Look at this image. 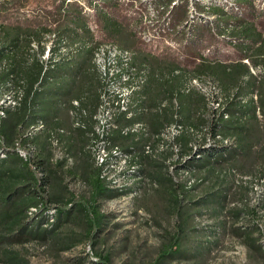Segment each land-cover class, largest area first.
Masks as SVG:
<instances>
[{
  "label": "trees",
  "instance_id": "trees-1",
  "mask_svg": "<svg viewBox=\"0 0 264 264\" xmlns=\"http://www.w3.org/2000/svg\"><path fill=\"white\" fill-rule=\"evenodd\" d=\"M30 1L0 0V152H6L5 157L0 156L1 264H33L14 246L57 236L73 214L87 219V234L94 244L106 216L100 210V199L136 192V183L122 190L111 186L96 164L88 171L90 160L95 163L91 152L94 115L103 91L94 53L105 40L129 49L133 65L145 76L132 94L129 111L118 110L116 114V127L108 135L113 145L139 165V156L149 155L146 145H152L153 138L161 139L169 125L181 123L184 129L169 142L177 158L170 164L175 170L204 169L202 179L213 174L228 183L230 177L241 173L240 178H250L254 190L261 183L264 12L254 9L252 0H233L237 10L217 0H195L213 16L204 20L199 12H188L194 0H178L172 7L175 0H153L155 7L168 9L161 24L178 43L175 47L167 45L157 55L147 49L120 12L121 0H93V17L77 0H52L51 8L38 0L33 10ZM249 3V10H244V4ZM193 78L218 84L217 107L211 96L192 86ZM40 122L44 128L28 135V130ZM139 122L147 130L125 131ZM53 137L59 138L63 158H55ZM75 137L87 157L85 169L92 186L89 198L73 193L60 170L65 159L72 161L63 143ZM225 138L232 143H224ZM17 144L30 151L27 159L19 154ZM173 144L179 146L177 153ZM71 147L68 144L66 148ZM65 169L78 176L76 168ZM172 181L175 231L149 264H183L178 259L187 260L196 253L184 251L187 206L206 203L214 194L211 200L221 212L226 211L231 184L193 200L190 185ZM34 207L37 210L31 213ZM252 213L257 214V210ZM254 228L260 231L258 224L244 230L250 245ZM74 245L72 241L64 248ZM91 261L110 264L108 256Z\"/></svg>",
  "mask_w": 264,
  "mask_h": 264
},
{
  "label": "rangeland",
  "instance_id": "rangeland-1",
  "mask_svg": "<svg viewBox=\"0 0 264 264\" xmlns=\"http://www.w3.org/2000/svg\"><path fill=\"white\" fill-rule=\"evenodd\" d=\"M37 1H30L29 6L32 10L36 7ZM77 1L83 6L84 3L86 4L85 11L90 7L92 10L90 15L94 16L96 9L89 4L88 0ZM224 1L225 3L233 2V0ZM43 3H48L49 8L52 7V0H44ZM121 3L123 4L120 12L127 16L137 36L150 52L157 55L161 54L167 45L177 46L178 43L173 39L172 34L162 33L163 36L156 37L152 34L159 26L158 23H161L163 16L167 14V8L154 7L151 0H143L142 4L139 0H121ZM252 3L254 9L264 12V0H252ZM199 5L195 0L189 5L190 15L199 12L203 20L213 18ZM250 5L251 3L244 4V10H249ZM88 11L89 9L86 12ZM93 28L97 30V24L93 23ZM150 36L155 38L147 40ZM102 42H108V40ZM226 50L229 51L230 48ZM193 84L211 96L209 99L212 102L219 97L217 93L220 90L214 80L198 81ZM7 98H10V95H7ZM213 104L218 106L216 101ZM115 111H111L114 117L117 114ZM170 141L173 139L167 134L161 139L153 138L151 145L153 153L148 156L140 155L137 159L139 165L133 160L130 161L131 158L124 163L118 164L115 161L111 163L114 167L111 166L113 171L111 170L109 177L117 178L119 183L121 176H124L126 181L131 182L129 183L131 186L128 184L125 187H133L136 183V192H130L128 195L121 193L112 198L100 199V210L106 216L94 244H91L87 234V219L83 215L73 214L57 236L44 241L17 244L14 247L21 250L33 264H92L91 259L96 260L99 256H108L110 264H149L175 231L176 215L170 202L173 179L190 185L189 197L193 200L208 192L220 191L221 188L231 184L226 211L221 212L218 205L211 200L214 194L206 203L201 202L186 207L188 227L184 238V251L194 250L196 253L187 260L178 259L179 261L183 264H264V189L255 187L254 190L251 187L250 178L247 180L240 178L241 173L230 177L228 183L223 180L224 177L220 178L213 174L207 179H202L206 176L204 169H197L194 172L175 170L170 165L173 159H177L172 155ZM68 144L72 146L70 150L66 148ZM80 145L81 142L76 137L65 140L63 147L68 156L72 157V161L65 159L64 168L61 167L60 170L73 193L89 198L92 186L85 169L87 157ZM176 148L179 151V146L173 144L175 153L178 152ZM136 153L139 154L137 151ZM45 154L43 150L42 155ZM90 162L88 171L95 165L91 160ZM68 167L76 168L78 176L66 172L65 168ZM133 167L134 171L131 172L129 169ZM108 169L110 170V164ZM121 172L123 174L120 175ZM127 175L132 176L128 178ZM253 210H257V214H253ZM238 212L241 214L235 215ZM52 220L50 216V221ZM256 224L259 225L260 231L256 228L251 230L254 242L250 245L244 230ZM259 238L262 244L258 243ZM72 241L75 242L73 247L64 248L65 244Z\"/></svg>",
  "mask_w": 264,
  "mask_h": 264
},
{
  "label": "bare ground",
  "instance_id": "bare-ground-1",
  "mask_svg": "<svg viewBox=\"0 0 264 264\" xmlns=\"http://www.w3.org/2000/svg\"><path fill=\"white\" fill-rule=\"evenodd\" d=\"M144 1H148V0H144ZM151 1L153 3V0H151ZM217 1L219 3L224 2V4L226 5L227 8L234 7L236 10L238 9L237 5H235L234 2L225 3L224 0L223 1L217 0ZM141 2H143V0H140V3ZM176 2H178V0L173 1L172 4H170L171 7L174 4H176ZM153 5H154V3L152 4V6ZM84 6H86L85 3H84ZM88 7H86V8H88ZM88 9H89L88 13H90L92 10L90 7ZM166 13L167 14L165 15V17L163 16L162 21H160L161 23L168 16L169 11ZM161 23H158L159 26H157V28L154 30L155 32L152 33L155 37L159 36V35L163 36L162 33H167L166 28H164V26H162ZM154 36H153V38H152V36H150L149 38H147V40L148 39H154L155 38ZM49 46L50 45L48 44V48L46 50L45 56H47L49 53ZM132 58H133V53L129 49L123 48V47H121V46H119L113 42H110V41L100 43L97 46L95 53H94V62H95L96 66L99 70V73H100L101 82L103 83V91L101 94V103L99 104V108H98L96 114L94 115V118H95L94 119L95 120L94 134L95 135L93 136V141L91 144V152L93 154L95 164L102 169V171H101L102 176L107 178V180L110 182L109 184H111V186L117 187V188L118 187L126 188L125 186L131 182H129L130 180L126 181L127 179H125L124 176H121L119 183H117V180H118L117 178L109 177V173L111 172L112 168L114 167V165L111 163L114 161L117 162L118 164L121 162L124 163L127 161L128 158L130 159L131 157L129 154L123 153L121 148L118 145H113L111 143V141L109 140V136H108L109 133L112 132L111 130L114 127H116V124H115L116 121H114L115 117H114L113 112H111V111H113V110H116L117 112H118V110L125 111V112L129 111L128 109H129V106L131 104L132 94L136 89L140 88V84L144 81V77H145V76L143 77L141 74L142 72L140 73V70L138 71V69L133 65ZM198 81H199V79L193 78L192 86H194L193 82L196 83ZM13 103H15V101H13ZM74 103L78 104L77 101H75ZM174 103L176 104V102H174ZM81 123L82 122H76L75 124L77 126H83ZM180 124L181 123H175V124L169 125L166 128L165 133L162 134V136L167 134L168 137H172V139H174V136L177 135L180 131H182L184 129L183 128L181 130L182 126ZM43 128H44V124H43V122H40V123L32 126L28 130L27 134L33 135ZM130 129L132 131L147 130L145 125L141 122L136 123L134 126H132V128H126L125 131L127 132ZM54 137H53V144H54V146H56L55 151H54L55 152V158L56 159L63 158V153H62L61 149L59 148V144H58L59 138L57 139ZM223 141L226 144L232 143V140L230 138H225V139H223ZM20 145L17 144V150L22 157L27 159L29 157L30 151L28 152V150L26 148H24ZM60 146H61V144H60ZM176 151H178V149ZM146 152L149 154L152 153L151 144L146 145ZM0 156L1 157L6 156L5 150L0 152ZM130 161H132V159ZM109 164H110V170L108 169ZM111 166H112V168H111ZM137 169H138V167H137ZM129 170H131V172H133L134 167L132 169H129ZM135 170H136V168H135ZM121 174H123V173L121 172L120 175ZM130 176H132V175H130ZM130 176L127 175L128 178ZM258 183H260V182H258ZM259 185H261V187H259ZM255 187L260 188V189L261 188L264 189V179H262L261 183L256 185ZM122 188H121V190H122ZM36 210L37 209L34 207V208H31L30 212L32 213L33 211H36Z\"/></svg>",
  "mask_w": 264,
  "mask_h": 264
},
{
  "label": "crops",
  "instance_id": "crops-1",
  "mask_svg": "<svg viewBox=\"0 0 264 264\" xmlns=\"http://www.w3.org/2000/svg\"><path fill=\"white\" fill-rule=\"evenodd\" d=\"M89 1V4L91 5V6H93L94 7V9H95V3H94V1L93 0H88ZM95 13V12H94Z\"/></svg>",
  "mask_w": 264,
  "mask_h": 264
},
{
  "label": "built area",
  "instance_id": "built-area-1",
  "mask_svg": "<svg viewBox=\"0 0 264 264\" xmlns=\"http://www.w3.org/2000/svg\"><path fill=\"white\" fill-rule=\"evenodd\" d=\"M93 26V25H92Z\"/></svg>",
  "mask_w": 264,
  "mask_h": 264
}]
</instances>
